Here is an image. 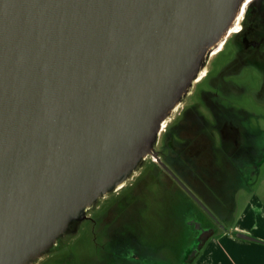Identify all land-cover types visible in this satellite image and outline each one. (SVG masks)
Here are the masks:
<instances>
[{"label":"water","instance_id":"1","mask_svg":"<svg viewBox=\"0 0 264 264\" xmlns=\"http://www.w3.org/2000/svg\"><path fill=\"white\" fill-rule=\"evenodd\" d=\"M243 1L0 0V264H31L155 156L162 123L260 0L236 18Z\"/></svg>","mask_w":264,"mask_h":264},{"label":"flooded vegetation","instance_id":"2","mask_svg":"<svg viewBox=\"0 0 264 264\" xmlns=\"http://www.w3.org/2000/svg\"><path fill=\"white\" fill-rule=\"evenodd\" d=\"M262 3L239 18L236 40L231 34L210 54L201 74L162 123L155 156H147L121 186L91 204L75 232L57 238L31 264H149L145 211L155 189L171 196L167 205L183 206L188 214L206 219L198 235L201 248L215 231L201 205L225 220L234 192L255 173L257 163L249 155L260 154L264 71L250 63L264 59V22H252L264 17L256 8ZM168 212L164 223L170 227L172 243L155 252L175 257L181 213L176 217L170 207ZM190 247L181 264H189L197 253V247Z\"/></svg>","mask_w":264,"mask_h":264},{"label":"rangeland","instance_id":"3","mask_svg":"<svg viewBox=\"0 0 264 264\" xmlns=\"http://www.w3.org/2000/svg\"><path fill=\"white\" fill-rule=\"evenodd\" d=\"M250 82H252V79H250ZM257 144L260 148V154L249 155L251 158H255L254 162L257 163L255 166V173L252 177L253 180L249 181V179H246L241 188L234 192L232 205H229V209L227 210V225L225 224L224 220L220 221V224L217 223L218 225H216L214 219L210 217V221L215 225V231L212 235L218 234L220 230L223 229L222 227L224 225L227 226L225 227L226 229L231 227L236 220V216L239 215L244 206H246L250 201H255V198L260 200L264 207V117H261L260 119V140ZM250 163L254 165L253 162ZM170 199H172L170 195H167L158 189L150 192L148 205L145 211L147 217L145 228L146 231L148 229V237H146L147 242L144 244L145 251L147 254H150L148 258L149 264H154L155 262L156 264H181L183 257L188 251L186 247L188 248L191 246L195 249L197 247L196 252L200 253L204 248L205 243L209 238H211V235L208 236L202 247L198 250V244L200 242L198 239L199 231L201 230L200 227L201 225L205 226L204 221L206 219L201 216L199 218L197 215L192 216L191 214H188L184 211L183 206L178 209L174 206L167 205L166 200ZM169 207L171 210L176 212V217L179 215V212L181 213L180 229L178 231L179 235L177 237L179 252L178 255H175V257L160 256L157 254L162 251V248L167 247V245H169L168 243H172V232H169L170 227L167 226L168 224L166 225V223H164L166 222L165 219L168 218L167 215H169ZM207 209L216 217L211 208L207 207ZM206 218L209 219L208 216ZM191 221L193 222V225H191ZM133 226L138 228L137 224H133ZM164 227L167 229V231H163ZM134 230L135 229H133V232H135ZM157 247L160 248L159 252H155V248ZM192 262L193 260L189 264Z\"/></svg>","mask_w":264,"mask_h":264},{"label":"crops","instance_id":"4","mask_svg":"<svg viewBox=\"0 0 264 264\" xmlns=\"http://www.w3.org/2000/svg\"><path fill=\"white\" fill-rule=\"evenodd\" d=\"M255 199L244 206L231 227L211 234L191 264H264V207ZM224 221L227 225L226 218Z\"/></svg>","mask_w":264,"mask_h":264},{"label":"bare ground","instance_id":"5","mask_svg":"<svg viewBox=\"0 0 264 264\" xmlns=\"http://www.w3.org/2000/svg\"><path fill=\"white\" fill-rule=\"evenodd\" d=\"M250 1H252V0H244V1L242 2L241 7L239 8V10H238V12H237L236 18H237V16H238V14H239L240 12H242V10H244V9L246 8V6L250 3ZM235 23H236V19H234V21L232 22V24L229 26L227 32H232L233 29L236 28V26L234 25ZM223 36H224V35H223ZM222 38H223V37H222ZM226 39H227V38H226ZM217 51H218V50H217ZM211 54H212V53H211ZM213 55H215V54L213 53Z\"/></svg>","mask_w":264,"mask_h":264},{"label":"snow or ice","instance_id":"6","mask_svg":"<svg viewBox=\"0 0 264 264\" xmlns=\"http://www.w3.org/2000/svg\"><path fill=\"white\" fill-rule=\"evenodd\" d=\"M243 11V10H242ZM233 31H239V21H237V27L233 29Z\"/></svg>","mask_w":264,"mask_h":264}]
</instances>
